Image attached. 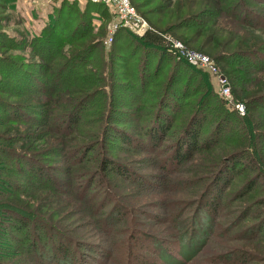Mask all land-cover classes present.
Segmentation results:
<instances>
[{
  "label": "rangeland",
  "instance_id": "rangeland-1",
  "mask_svg": "<svg viewBox=\"0 0 264 264\" xmlns=\"http://www.w3.org/2000/svg\"><path fill=\"white\" fill-rule=\"evenodd\" d=\"M129 2L151 30L240 78L248 100L225 130L205 78L179 50L166 56L125 32L113 39L112 20L103 34L89 30L74 9L53 35L59 44L39 48L27 43L39 0H0V264H264V91L255 92L264 74L227 59L264 55V0ZM109 36L107 63L95 41ZM244 72L255 79L242 81ZM208 80L219 93L218 78ZM195 116L200 150L180 163L178 141ZM164 120L171 129L150 142L145 132ZM245 149L251 162H240ZM36 171L52 179L42 190Z\"/></svg>",
  "mask_w": 264,
  "mask_h": 264
},
{
  "label": "trees",
  "instance_id": "trees-1",
  "mask_svg": "<svg viewBox=\"0 0 264 264\" xmlns=\"http://www.w3.org/2000/svg\"><path fill=\"white\" fill-rule=\"evenodd\" d=\"M7 2L10 3L11 6L15 5V1L16 0H6ZM134 3H132L133 5ZM134 6V5H133ZM51 10L50 13L45 14L46 19H42V24L41 27L39 28V30L37 31V33H32V32H27L28 34V39H27V43L28 44H39V48L42 47V44L44 45H49L48 48L53 49V47H55V45L59 44L56 43L55 38L53 35L56 36L57 34V30H58V26L62 27V24L59 25L61 22V20L64 17L68 16V13L70 12L69 10H75L77 15L80 17H83L85 19V22L87 23V27L89 30H96V29H100V33L102 32L103 34V29L102 25L106 24L108 21L112 20V17L110 15V13L108 12V9L100 3H91V2H79L77 0H55L53 2V4L50 6ZM135 7V6H134ZM95 15L98 17V20L100 22V24L98 26L93 24V19L95 17ZM67 19V18H66ZM68 27L65 26L63 27V33L66 34ZM60 30V29H59ZM106 31V28H105ZM98 32V33H99ZM121 32H125L126 34L129 35V37L132 39L133 43L137 44V43H142L145 46H148L149 48L161 52L163 55L167 56V52H168V44L165 42V39L163 38V31H161V33H157L151 29L147 30L144 34L142 35H136L134 33H132L131 31H129L126 28L123 27H118L115 32H114V36L113 39L115 37H118V35ZM72 33V32H71ZM163 33V34H162ZM101 34V35H102ZM2 35L7 39V40H13V42L19 43L20 39L17 38H13L5 33H2ZM60 35H62V31L60 32ZM100 35V36H101ZM54 39V41H53ZM105 38H100V40L97 42L95 41V43H99V45H102V59L106 60L107 63L110 61L111 56H113V51L111 49L112 44L109 46L110 48H108V50L106 51V47L104 45V40ZM61 42V41H60ZM68 42L64 41L63 42V46L66 45ZM93 43V42H92ZM183 47L186 49H189L186 44L183 43ZM38 48V49H39ZM36 49V51L38 50ZM186 49V50H187ZM232 54L227 55V59H243V61H245L244 63H247V67L248 68H256L260 65V67H262L261 73L264 74V55L260 54L258 51L254 54H249L250 52L246 54H242V52L239 53H233ZM246 55V56H245ZM263 58H261V57ZM73 57H75V55H72V59L71 62L73 61ZM80 57V56H79ZM83 57L85 56H81L78 60H76L74 63H82L83 62ZM254 57H257L258 59H255ZM0 58L5 59V56H0ZM6 60H8V58H6ZM68 60V59H67ZM215 63L217 62H224V61H218L216 58H214ZM1 62V60H0ZM176 62V61H175ZM73 63V62H72ZM188 65L192 71L197 74L202 80H204L203 78H205L206 80V84H207V88L206 91L208 89L209 93V99L215 104L216 108L219 110V114L220 117H222L224 119V121H226L227 126L225 127V130H229V129H233V123L235 122V120L237 118H239V116L237 115V110L235 109L234 105L237 103H241V102H245L246 100H248L247 98V94H244L245 92L243 91V89L238 86H234V81L237 84L241 83L240 78L234 80V78L236 76L233 77V75L231 74V72H225L224 73V69L223 68H219V70L217 71L219 74H222L229 86H230V90H231V98L230 100H226L225 98H223L219 93H217L216 91L213 90L212 87V83L209 82L208 80V72H206L205 70L199 68V67H195L192 66L190 64H186ZM108 74V68L107 66L103 67V77H105ZM203 77V78H202ZM199 78V80H201ZM98 79L100 82L104 81V79L102 80V78L100 77V73L98 74ZM250 79H252V81L255 79V76L253 74H251L250 72H244L242 73V81H250ZM262 87V86H261ZM258 88L255 90L256 91H264L263 87L262 88ZM103 94H110V91L108 89V85H104L103 87ZM109 98V95L106 97ZM109 100V99H108ZM249 118L250 116L252 117V114L248 115ZM71 124L76 123V121L74 120L73 122H70ZM204 124V119L201 118V120H197L196 116L193 117V119L189 120V124L186 127L183 135L181 136V139L178 141V150L176 151L175 155H174V160L175 161H179L184 162L187 161L188 159L191 158V156L198 150H200V146H201V129L203 127ZM171 123L167 122L166 120L161 121L160 125H159V130L156 131V135L154 134V132L151 131H146L145 134L148 137L147 139L151 142V140L160 143L165 135L167 134V132L171 129ZM252 134L254 136H257V132L256 131H252ZM152 138H150V137ZM120 139H122L125 143H127L126 141L131 142L132 140L128 139L127 140V135L123 134V135H119ZM203 140V139H202ZM134 143H136L135 141H133ZM99 143H101V140L99 139ZM145 144L148 145V141H145ZM23 150V149H22ZM249 152H251L250 149H245V152L243 153V155L240 157L241 161L245 160V159H249ZM31 155L26 153L24 154L25 158H29ZM249 162H251V160L249 159ZM240 164V163H239ZM101 167H104L101 166ZM115 171L117 170L119 173H123V169L120 167H114ZM37 174V171L35 172ZM38 178H32V175L30 176V180H32L34 183L35 181H39V182H43L45 181L46 184H40V186H37V190H42V186L43 185H47L49 184V182H51V178L44 173H39L36 175ZM11 188H9L10 190ZM14 189V188H12ZM11 189V190H12ZM44 198V197H43ZM52 229V228H51ZM46 236V235H45ZM38 239L39 238H35ZM32 242H27L26 244V252L30 253V249L32 248V244H30ZM30 244V245H29ZM60 249V245H58ZM29 249V250H28Z\"/></svg>",
  "mask_w": 264,
  "mask_h": 264
},
{
  "label": "built area",
  "instance_id": "built-area-1",
  "mask_svg": "<svg viewBox=\"0 0 264 264\" xmlns=\"http://www.w3.org/2000/svg\"><path fill=\"white\" fill-rule=\"evenodd\" d=\"M79 2H91V3H100L103 4L107 9L108 12L110 13L112 17V22L109 26V33L110 36L112 37L114 31L118 27H123L131 31L132 33L136 35H142L144 34L147 30L151 29L147 23L144 21V19L141 18L136 13L135 8L129 0H77ZM99 20L98 17L95 15L93 19V24L98 26L99 25ZM108 37L105 41V47L109 48V43L111 41V37ZM163 38L165 39V42L169 44V50L175 51L183 54L184 58H187L186 60L188 63L192 66L199 67L209 74H213L218 78L220 81L219 84V94L225 98L226 100H230L229 96V87L225 83V80L222 75L217 74L216 75V68L214 65H212V62L202 54H195L194 52H189L188 50L183 47V45L178 44L175 40H172L170 38H166L165 35H163ZM184 51V52H183ZM236 110L241 111V105L240 104H235L234 105Z\"/></svg>",
  "mask_w": 264,
  "mask_h": 264
},
{
  "label": "crops",
  "instance_id": "crops-1",
  "mask_svg": "<svg viewBox=\"0 0 264 264\" xmlns=\"http://www.w3.org/2000/svg\"><path fill=\"white\" fill-rule=\"evenodd\" d=\"M51 1H53V0H39V3L38 4H36V5H33V7H31L32 8V10H31V12L32 11H34V12H39L38 14H37V17L36 16H33V17H31L30 15H28L27 13V11H25L24 12V14H23V17H25V18H29L30 19V17L31 18H35L36 17V19H37V21H38V24H39V27H41V24H42V19H44V18H46V16H44L45 15V9H43V8H46V6H48V4H50V2ZM55 1V0H54ZM51 6V5H50ZM48 9H49V7H48ZM27 10V9H26ZM49 11H50V9H49ZM44 12V13H43ZM27 16H26V15ZM33 22H35V20L33 19V21H32V24H33ZM100 24V23H99Z\"/></svg>",
  "mask_w": 264,
  "mask_h": 264
}]
</instances>
